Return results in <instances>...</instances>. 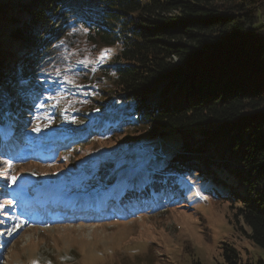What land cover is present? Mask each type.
<instances>
[{"label":"trees","instance_id":"1","mask_svg":"<svg viewBox=\"0 0 264 264\" xmlns=\"http://www.w3.org/2000/svg\"><path fill=\"white\" fill-rule=\"evenodd\" d=\"M263 14L264 0H0V226L14 207L38 204L52 211L76 206L91 218H129L179 204L186 200L184 179L203 182L209 174L235 190L232 222L243 220L252 245L264 249ZM83 38L94 49L119 48L98 69L106 87L92 96L96 115L58 106L60 92L75 95L54 68ZM76 67L92 74L83 65L70 68ZM51 103L58 108L52 118L71 125L54 132L70 137H43L48 157L26 160L27 137L37 134L35 122ZM170 133L178 150L156 160L154 169L151 158L144 168L132 163L114 181L112 171L91 166L73 193H36L29 184L35 177L21 170L30 161L63 164L64 156L96 143L126 146ZM94 203L95 214L88 211ZM222 250L224 264H264L243 263L230 245Z\"/></svg>","mask_w":264,"mask_h":264},{"label":"rangeland","instance_id":"2","mask_svg":"<svg viewBox=\"0 0 264 264\" xmlns=\"http://www.w3.org/2000/svg\"><path fill=\"white\" fill-rule=\"evenodd\" d=\"M259 25L264 26V14ZM118 50V47L94 49L83 38L75 48L69 47L68 54L64 52L65 62L63 64L59 58L53 75L61 80L74 81L68 84L75 96L64 98L59 93L61 112L96 115L98 107L92 96L99 88L106 87L98 69L106 65ZM104 56L107 58L102 59ZM76 65L88 67L92 74L79 71L78 67L70 68ZM53 105H45L44 112L35 122V129L37 126L39 129L37 134L27 137L30 149H24L21 154L26 160L33 156L48 157L47 146L41 145L43 137L48 141L70 137L67 132H54L71 125L52 118L51 115L58 112ZM68 115L63 113L62 118L68 119ZM179 143L172 133L154 139L142 137L139 142L126 146L96 143L95 149L82 147L74 155L64 156L68 162L64 160L63 164L30 161L31 164L24 165L21 170L27 179L30 175L35 177L36 182L30 181L29 184L36 193L62 189L73 193V187L79 185L77 179L82 178L84 171L91 166L101 165L108 174L112 171L110 179L115 181L123 177L122 171L132 163L144 168L147 159L151 158L155 161L151 166L154 169L156 160L170 158L178 150ZM138 158L139 164L136 162ZM118 161L124 166L116 167ZM2 169L3 175H7L8 167ZM186 179L185 199L189 201L182 200L173 206L165 202L160 210L150 208L143 215L132 214L126 220H91L78 215L64 219L58 212L54 213L57 218H53L50 212L41 216L35 212L37 210L28 208L11 211L0 226V249H3L0 264H224V244L234 247L243 263L264 261V249H257L247 237L250 228L241 219L237 226L232 222L230 204L237 203L229 197L235 190L217 185L209 174L205 175L203 182ZM235 181L236 177L229 178L230 184ZM241 190L247 191L244 186ZM191 192L195 193L193 198ZM216 193L228 199H217ZM23 197L26 202L30 200L27 195Z\"/></svg>","mask_w":264,"mask_h":264},{"label":"snow or ice","instance_id":"3","mask_svg":"<svg viewBox=\"0 0 264 264\" xmlns=\"http://www.w3.org/2000/svg\"><path fill=\"white\" fill-rule=\"evenodd\" d=\"M106 58H107L106 56L102 57V59H106ZM81 63H83V62H81ZM67 83H74V81L68 80ZM34 130L38 131L39 129H34ZM11 179H12V182L15 183L16 177H12ZM2 207L3 206H0V208H2Z\"/></svg>","mask_w":264,"mask_h":264}]
</instances>
